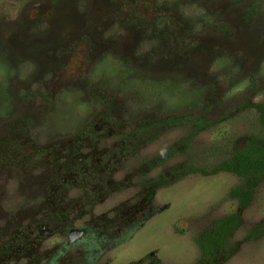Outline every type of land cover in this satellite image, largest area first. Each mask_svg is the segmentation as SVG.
I'll list each match as a JSON object with an SVG mask.
<instances>
[{
    "label": "rangeland",
    "instance_id": "1",
    "mask_svg": "<svg viewBox=\"0 0 264 264\" xmlns=\"http://www.w3.org/2000/svg\"><path fill=\"white\" fill-rule=\"evenodd\" d=\"M258 104L264 0H0V264L196 263L241 180L175 172L264 136ZM171 118L214 126L150 168ZM241 215L221 264H264V182Z\"/></svg>",
    "mask_w": 264,
    "mask_h": 264
},
{
    "label": "trees",
    "instance_id": "2",
    "mask_svg": "<svg viewBox=\"0 0 264 264\" xmlns=\"http://www.w3.org/2000/svg\"><path fill=\"white\" fill-rule=\"evenodd\" d=\"M251 107L256 110L260 125L264 129V105L258 104ZM187 122H190L191 125L189 133L178 142L176 148L170 149L153 160L149 165L150 168L163 165L168 159L178 153V147L187 152L199 134L214 126L212 122L189 118H171L166 121V125L179 127ZM89 130L92 132L93 127ZM89 130L87 131L88 133L90 132ZM138 134L137 130L134 135ZM125 137L130 138L128 135ZM219 173H230L241 180L240 185L233 188L229 193V197L238 202V211L214 221L208 230L195 238V242L200 250V257L194 264H221L229 260L235 253L237 247L232 243V238L243 225L241 210H245L252 204L258 186L264 182V136L251 137L243 148H235L230 158L221 161L213 168L186 165L175 172V177L180 179L185 175L200 174L212 176ZM155 181H158V179H155ZM263 235L264 225L261 224L252 228L246 238L248 240H257ZM128 264L162 263L156 257L149 254L138 261Z\"/></svg>",
    "mask_w": 264,
    "mask_h": 264
}]
</instances>
